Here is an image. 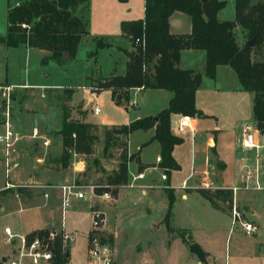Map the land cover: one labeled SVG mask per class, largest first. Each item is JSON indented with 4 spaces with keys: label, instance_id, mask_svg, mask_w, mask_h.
<instances>
[{
    "label": "rangeland",
    "instance_id": "rangeland-1",
    "mask_svg": "<svg viewBox=\"0 0 264 264\" xmlns=\"http://www.w3.org/2000/svg\"><path fill=\"white\" fill-rule=\"evenodd\" d=\"M5 9L6 0H0V35L5 33ZM233 16V2L226 0V5L220 10L218 18L228 20ZM235 37L238 42L243 40V43L245 40L242 38L240 28L235 29ZM239 38L240 40H238ZM121 41L124 43V40ZM95 50L94 56L90 54ZM259 50L264 54V35ZM0 56L4 57L6 62V68H4V64H0V123L4 119V111L8 110L11 128L20 137L10 151V157L13 158L15 166L10 163L7 173H5L0 157V189L9 188L10 190L0 195L1 253L6 249V246L1 243L5 228L15 234H24L33 227L49 223L58 225L62 220L60 216V190L53 188L54 186L59 187L61 184L72 182L82 186L104 183L106 175L117 165L124 137H120V144L109 147L107 154H102L103 131L109 127L95 126L92 128V132L96 136V140L93 142L91 153L87 155L71 154L67 166L61 167L58 162L61 151L58 150V145L51 142L44 146L42 136H40L41 134H45V136L55 135L53 129L58 128V119L56 118L59 110L58 105H63V100L66 97V93H63L61 89H53L49 85L73 88L70 102L72 104H85L86 94L80 85L86 83L85 76L91 70L93 76L96 73L106 75L110 71L112 60L115 59L113 51L106 48L95 49L91 37L88 36L78 46L75 58L61 66L55 65L51 61L40 63L41 55L37 53H31L27 57L23 47L8 49L3 46L0 49ZM116 67L120 69L121 64H116ZM231 72L232 78L238 86L237 78L233 71ZM6 77L7 82L29 85L15 86L13 87L15 89L5 90L3 79ZM220 81L232 84L231 80L229 82V78H222L219 73L218 83ZM211 84H213V80L204 79L196 99L200 106L211 111L215 118L217 117L218 124L231 125L233 116L229 115L230 112L236 114L238 119L249 118L248 91L240 88L235 92L230 88L225 95L234 98L240 97L238 104L230 103L227 105L225 103L223 105L217 101L219 96L213 92L214 88ZM220 92L222 90H219V94H224ZM91 97L93 98V96ZM95 100L100 110L99 116L106 115L116 122L125 120L127 115L116 111L111 106L109 97H99L100 102L97 101L98 99H92L91 108ZM163 101L160 91L154 90L145 91L141 95V100H139V96L137 97L138 109L142 106L158 105L161 102L164 103ZM80 105H69L66 109L69 107L80 108ZM127 114L128 116L133 115L130 111ZM214 117L201 124L212 123L215 120ZM33 128L37 129L36 134L38 136L30 137ZM238 128L237 125L234 128L232 126L227 131L223 142L226 147H229V143L237 144L236 147H240L241 133L240 128ZM57 137L59 136L56 135ZM137 138L136 134H132L128 139L127 147L131 151L134 150ZM202 144V140L197 138L191 147L187 138L176 147L174 152L179 167L170 174L169 185L180 183V180L191 169H197L199 162L202 165L205 155ZM259 144H261L257 153L259 189L249 187V183L243 187L242 179L239 176V167L253 168V158L240 163H232L228 165L226 170V174L231 178L230 183L239 188L237 190L238 201L249 207L246 211L254 210V215L248 216L256 226L253 234H244L237 224L233 225L229 221L224 229L216 232V214L210 209L202 205L183 203L179 199L174 200L173 198L172 200V212L174 210L175 216H180L185 221L192 219L190 223L201 226L199 230L193 233V237L202 243L199 244L192 237L190 238L202 251L208 252V264H264V140L260 138ZM0 150L2 152L1 147ZM35 155H39L43 160L36 161ZM22 157H26L27 161L22 160ZM145 157L153 159L151 147L145 151ZM132 170H134V166L133 162H130L128 173ZM146 177L156 181L152 182L151 186L144 187L143 193L141 188L119 185L121 187L117 186L115 195L106 199V203H100L99 199L101 198L99 197L89 196L86 188H82V191L86 195L88 194L90 199L76 200L73 197L70 198L69 207L65 209L63 222L65 229L74 238L77 235V239L71 242L77 248L70 247L67 264H84L83 239L84 232L89 227L90 219L87 203L88 207L99 206L103 212V224L113 234V241L111 235H104L111 246L115 264H142L143 260H147L150 264H195L197 257L188 250L184 241L176 239L168 242L167 240L169 230L166 229L164 216L168 203L165 187L168 185L159 181L158 170L148 171ZM58 179V183H44V181H56ZM16 187L23 188L21 195L16 194ZM44 192L47 193V198L42 195ZM228 219L231 220V216L228 215ZM183 233L184 235L187 234L186 231Z\"/></svg>",
    "mask_w": 264,
    "mask_h": 264
},
{
    "label": "trees",
    "instance_id": "trees-1",
    "mask_svg": "<svg viewBox=\"0 0 264 264\" xmlns=\"http://www.w3.org/2000/svg\"><path fill=\"white\" fill-rule=\"evenodd\" d=\"M87 3L88 0H6V27L5 33L0 35V44L6 47L23 44L43 49L48 54L40 59V63L52 61L61 65L74 58L81 38L87 34ZM224 5V0H143L142 20L120 22V30L133 48L126 51L128 59L124 73L108 77L88 76L90 82L84 87L94 93L108 90L114 104L124 107L128 92L133 88L164 89L170 92V97L166 106L155 114V120L146 116L105 128L102 154H107L109 147L120 144V137L125 139L134 130L153 127L149 140H156L159 144L158 166L166 175L170 169L177 168L171 151L182 139L170 132V115L204 117L194 105V92L201 75L197 71L178 67L179 51L182 49L204 51V75L207 78L214 77L217 65H227L234 71L241 89L252 95V121L264 136V54L259 50L264 35V0H233V19L218 20L216 12ZM174 11L189 17L191 28L188 34L174 35L168 31V17ZM236 26L245 39L241 45L235 39ZM136 39L138 43L134 44ZM251 39L252 45H246ZM93 41L95 49L109 45L101 37H93ZM94 127L93 124L68 120L67 115L62 114L57 130L61 144L58 160L61 167L67 166L73 153H91L96 140L92 132ZM133 158H137L136 152L126 154L124 140L116 167L106 175L104 183L94 184V194L107 191L110 196L115 195L117 186L127 181V162ZM165 190L168 203L164 221L166 228L170 229L168 218L173 197L168 187ZM9 191V188L0 189V195ZM22 191L23 188L16 187L17 195H21ZM44 231L34 230L30 235ZM176 232L188 250L203 261L205 252L195 242L187 240L183 230ZM65 261L63 254L56 255L52 264H63Z\"/></svg>",
    "mask_w": 264,
    "mask_h": 264
},
{
    "label": "crops",
    "instance_id": "crops-1",
    "mask_svg": "<svg viewBox=\"0 0 264 264\" xmlns=\"http://www.w3.org/2000/svg\"><path fill=\"white\" fill-rule=\"evenodd\" d=\"M225 5H226V0ZM233 2V0H232ZM224 5V6H225ZM223 6V7H224ZM222 7V8H223ZM218 9L216 12V18L218 20H221L218 18L219 12L222 9ZM87 21H86V29H87V34L83 36L78 44V46L81 44L82 40L85 39L86 37L90 36L92 42L93 37H101L103 40L109 43L108 46L102 47L109 49L113 51L114 54V60H112V66L110 71L106 74L103 75L104 73H96L95 76L92 75V70L89 72V74H86L85 80L86 83H83V85H80V88H82L83 92L86 94L85 98V104L78 103V104H72L70 102L72 92L74 91L73 88L70 87H58V85H49L50 88L53 89H61L63 93H66V97L63 100V105H58V111L56 118L58 119V125L57 129H53L55 132V135H40L42 136V144L44 146H47L49 143H53L58 145V150H61V144H60V138H56V132L60 127L61 120H62V114L67 115V119L70 120L72 119L73 121H78L82 123H89L93 124L97 127H110V126H119L122 124H127L128 122L137 119V118H142L146 116H151L154 117L155 114L157 113L158 110L161 108L165 107L167 104V101L170 97V92L164 89H153V88H133L130 89L128 92V101L124 106L121 105H116L110 98V93L108 90H102L98 93L90 92L86 86L90 81L87 79L88 76L91 78L95 77H108L110 75H122L125 71V62L127 61L128 57L126 54V51H131L133 48L131 47L128 38L122 33L120 30V22L122 21H135V20H142L143 18V0H125L123 2H120L118 0H88L87 3V15H86ZM231 19L228 20H232ZM190 19L189 17L180 11H174L171 13V15L168 17V31L171 34L174 35H179V34H188L190 32ZM239 29L238 26L235 27V29ZM235 31V30H234ZM240 37V36H239ZM242 39V38H241ZM121 40H124V43H122ZM240 40V38L238 39ZM243 41V40H242ZM242 41L240 40L237 42L238 45L242 44ZM4 45L0 44V49L3 48ZM77 46V48H78ZM18 47H23L25 51V56L29 57L31 53H37L38 55H41L40 58H42L44 55H47V51L43 49H37V48H32V47H26L23 44H19L16 47H6L8 49H13V48H18ZM95 47V46H94ZM98 48V49H102ZM77 51V49H76ZM96 50L91 52L90 54L95 55ZM75 58V56H74ZM73 58V59H74ZM71 60L65 61L63 64L68 63ZM52 62V61H51ZM204 62H205V53L201 49H182L179 51V57H178V67L181 69H190L192 71H197L201 75L200 83L198 84L195 92H194V105L195 107L202 112L204 117H191V128L192 131H189V129H185L180 133H175L174 131V125L180 116L179 114L173 113L169 117V130L172 134L179 136L182 139V142L179 144H176L173 146L171 155L173 160L175 161L177 168L176 169H170L169 173L166 175L163 171L162 168L158 166V161H159V144L156 140H149L150 137L153 135V127H150L148 129L142 130V129H137L129 133L125 140V147L127 154L135 153L136 152V159L133 158L131 161L127 162V180L131 182V176L135 175L137 173H141L142 177L135 179L132 182V186H127V183L121 185L129 188H141V192H144V187L151 186L152 182H155V179H147L146 173L151 170H158L159 171V181L164 182L168 185V188L171 190L172 197L175 199L181 200L183 203H190V204H195V205H202L205 208H208L211 210V212L216 214V232L220 231L221 229H224V226L231 220L228 219V215L230 216V211L231 208H235L241 215V218L251 221L248 216H253L254 215V210L250 209L248 210V206L244 205L243 203H240L238 201L237 197V190L239 188H236L237 186L232 185L231 178L226 174V170L228 165L232 163H240L242 161H246L249 158H253L254 160V166L253 168H238L240 172V178L242 179V184L243 187L246 183H249L251 188L253 189H259V181H258V166L259 162L257 159V153L258 149L256 150L253 148H244L241 144L242 141V124L247 121H252V111H251V105H252V95L250 92H248V108H249V113L250 116L249 118H244V119H238L236 117V114L233 112H230L229 115L233 116V122H231V125L228 124H218L217 123V117L215 118L214 115L211 113V111L206 110L204 107L200 106L197 103V92L200 89L202 83L204 82V79H210L207 78L204 75ZM54 63V62H52ZM121 64V71L116 67V64ZM0 64H4V68H6V62L4 57L0 56ZM55 64V63H54ZM57 65V64H55ZM57 65V66H61ZM228 67V68H227ZM96 70V69H95ZM233 71L229 66L227 65H217L215 67V73L214 77L211 79L213 80L212 87L214 88L213 92L219 96L218 102L222 103L223 105L227 103L229 105L230 103H233L235 105L238 104V100L240 97H232V96H227V92L229 91L230 88H232L233 91L237 92L238 89H240V85L238 83V86L236 85V81L232 78V72ZM219 73L222 75V78H229V82L232 81V84L224 83L221 82L218 83V78H219ZM234 73V71H233ZM235 75V73H234ZM236 77V75H235ZM233 79V80H232ZM231 80V81H230ZM238 81V80H237ZM3 82H5L4 87L12 88L13 87H20L24 85H29V84H18V83H10L7 82V77L3 79ZM32 85V84H31ZM37 86V85H33ZM40 86V85H38ZM230 86V87H229ZM43 87V86H42ZM46 88V87H45ZM44 88V89H45ZM148 90H154V91H160L162 95V99L164 100V103H159L158 105L154 104L152 106H142L140 109H138L137 105V97L139 96V100H141V95L145 93V91ZM219 90H222L220 93L224 94H219ZM93 96V98L91 97ZM107 96L109 97V102L111 106L116 110L119 111L120 113H123L124 115H127L125 117V120L121 122H116L112 121L109 119L106 115H101L99 116L98 114L100 113L99 107L97 106L96 100L94 101V105L91 108V103L92 99H98L97 101L100 102L99 97ZM47 102V101H45ZM44 102V105L46 106ZM80 105V108L78 107H69L66 109L67 106L72 105V106H77ZM94 108H97L98 111L94 112ZM128 111H130L133 115L128 116ZM70 112V113H69ZM94 115V117H93ZM96 115V116H95ZM211 117L215 118V120L210 123V124H201L202 122L210 121ZM12 124V123H11ZM238 126L240 128V133H241V140H240V147H236L237 144H231L229 143V147H226V145L223 143L224 138L227 135V131L230 130V127L233 126ZM238 128V129H239ZM0 130H1V123H0ZM14 131V129L12 128ZM15 132V131H14ZM17 134V132H15ZM37 129L33 128L32 129V136L30 137H35L38 136L37 134ZM132 134L137 135V143L134 147V150L131 151L128 149V139ZM18 135V134H17ZM52 136V137H51ZM59 136V135H58ZM220 136V138H218ZM187 137L189 139V145L192 147L194 145L195 139H201L203 142V149H204V157H203V162L202 165L199 162V165L197 169H191L187 173V175L180 180V183L177 184H172L169 185V177L172 171L174 172L175 170L178 169L179 167V162L176 158L175 155V149L179 145H181ZM253 137L255 141L259 144L260 138L264 140V136H262L258 130L253 132ZM20 137L18 136V139ZM17 139V140H18ZM16 140V141H17ZM15 141V143H16ZM14 143V144H15ZM151 147L153 151V159H147L145 157V151ZM190 147V148H191ZM93 148V146H92ZM211 153V157H210ZM77 154V153H73ZM84 155V154H83ZM0 157L1 161L3 162V155L0 150ZM36 161H40L41 158L39 155L34 156ZM101 158V157H100ZM13 159V158H11ZM27 158L22 157V160L27 161ZM130 162H133L134 170L128 173V164ZM116 167V166H115ZM114 167V168H115ZM81 171V170H80ZM248 171V176L247 178L244 177L245 172ZM81 174V173H80ZM161 174L165 175V179H161ZM47 177L45 176V179ZM152 180V181H151ZM59 179L56 181H44V183H58ZM205 181L208 186L204 187L201 185ZM56 183V184H57ZM60 183V182H59ZM87 183V182H86ZM255 184L258 186V188H255ZM44 186V185H42ZM85 186V185H84ZM118 186V187H121ZM242 187V188H243ZM52 188V187H51ZM53 188L59 189L58 186H54ZM88 192V189H87ZM45 198H47V193L44 192L42 194ZM88 195V194H87ZM17 196V195H16ZM18 197V196H17ZM94 197V196H93ZM95 197L96 196L95 194ZM19 198V197H18ZM74 198V197H73ZM91 198V197H90ZM88 196L85 199H90ZM20 199V198H19ZM76 199V198H74ZM22 200V199H21ZM24 200V199H23ZM28 200V198H27ZM78 200V199H76ZM26 201V200H25ZM100 203H106V201H103L102 199H99ZM90 207H95V206H90ZM88 203H87V209L89 211ZM99 208V206H96ZM170 215L168 218V226L170 227L169 230V236H167L168 242H172L176 239H180V237L177 234V230H183L186 231L187 234L184 235V237L189 240L193 241L194 239L197 243L201 244L199 239H195L193 237V233L196 232V230H199L201 226H196L193 225L191 222L192 219H188L187 221L182 220L180 216H175V212L173 210L172 212V206L170 208ZM102 211V210H101ZM253 223V221H251ZM54 223H49L46 225L42 226H36L31 228L27 233L24 234H30V232L34 230H47L49 227L54 226ZM89 229V227H88ZM88 229L86 232H84V248L86 244V235L88 232ZM66 230V229H65ZM68 231V230H66ZM102 231L104 234L111 235L112 241H113V234L106 228V225H102ZM39 233L35 232L34 234ZM192 237V239L190 238ZM77 239V235L75 236L74 240ZM191 239V240H190ZM193 241V242H195ZM72 248H77L75 245H71ZM70 246V247H71ZM205 252V257L203 261H200L196 258L195 264H208L207 263V258H208V252ZM113 253V252H112ZM191 254V253H190ZM69 255H70V249H69ZM113 258V255H112ZM67 264V263H66ZM113 264H115V261L113 259Z\"/></svg>",
    "mask_w": 264,
    "mask_h": 264
},
{
    "label": "built area",
    "instance_id": "built-area-1",
    "mask_svg": "<svg viewBox=\"0 0 264 264\" xmlns=\"http://www.w3.org/2000/svg\"><path fill=\"white\" fill-rule=\"evenodd\" d=\"M140 42L142 44V40ZM137 43L138 40L136 39L134 44ZM4 89L9 90L8 87H4ZM97 111L98 109L94 108V112ZM7 112L8 110L4 111V119L1 122L0 130V147L2 149L5 173L8 172L10 163H12V166H15V162L10 157V151L18 139V135L11 128ZM191 124V116L180 115L174 125V131L175 133H180L185 129L192 131ZM256 130L253 121H247L242 124L241 144L244 148H253L256 150L261 146L253 137V132ZM247 176L248 171L245 172L244 177L247 178ZM141 177V173L132 175L131 182L127 183V186H132V182ZM160 177L161 179H165L164 174H161ZM201 185L204 187L208 186L205 181ZM82 188L88 189L89 196H95L93 192L94 185L82 186L74 182L59 185L60 216L62 220H60L58 225L49 227L42 233L31 235L15 234L5 228L1 243L6 246V249L0 253V264H52L56 255L62 254L66 260L63 264H66L69 260V249L72 245L71 242H74V236L65 230L63 216L65 209L69 207L71 197L76 199H85L87 197L85 192L82 191ZM255 188H258L256 184ZM96 196L103 201L110 198V194L107 191ZM89 213L90 219L89 229L86 235L84 264H113L112 249L107 241V237L102 231V225L104 223L103 212L98 207H90ZM230 216L231 224H237L244 234L250 235L255 232L256 226L251 221L241 218L240 213L234 207L231 208ZM142 264L150 263L147 260H143Z\"/></svg>",
    "mask_w": 264,
    "mask_h": 264
},
{
    "label": "water",
    "instance_id": "water-1",
    "mask_svg": "<svg viewBox=\"0 0 264 264\" xmlns=\"http://www.w3.org/2000/svg\"><path fill=\"white\" fill-rule=\"evenodd\" d=\"M252 39L246 42V45L250 46L252 44ZM153 120H155V117H153Z\"/></svg>",
    "mask_w": 264,
    "mask_h": 264
}]
</instances>
